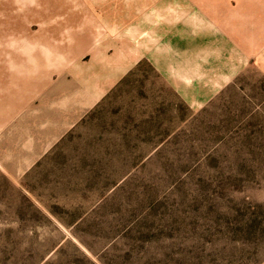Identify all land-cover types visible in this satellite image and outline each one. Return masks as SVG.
Here are the masks:
<instances>
[{
    "label": "rangeland",
    "instance_id": "obj_1",
    "mask_svg": "<svg viewBox=\"0 0 264 264\" xmlns=\"http://www.w3.org/2000/svg\"><path fill=\"white\" fill-rule=\"evenodd\" d=\"M198 1L0 0V264H264V30L195 101Z\"/></svg>",
    "mask_w": 264,
    "mask_h": 264
},
{
    "label": "crops",
    "instance_id": "obj_2",
    "mask_svg": "<svg viewBox=\"0 0 264 264\" xmlns=\"http://www.w3.org/2000/svg\"><path fill=\"white\" fill-rule=\"evenodd\" d=\"M250 4L256 6L255 3ZM262 5H264V1ZM258 10L251 9L247 0H213L209 4L195 2V13L193 14L195 29L199 41L205 44L204 46L197 45L199 49L197 50L198 58L195 61V71H198L197 75L203 80L201 85H198L199 89L195 90V101H207L215 93L217 86L220 87L230 81L231 72H228L224 67L216 66L214 68L215 65H219L215 60L223 58L226 52L225 45L233 47L239 51V54L247 57L249 33L258 31L260 28L264 30V10H259V13ZM206 38H213V40L206 45ZM217 38L218 44L215 41ZM211 55L214 58L210 57ZM200 87L202 88L200 89ZM98 99L94 98L88 102V107Z\"/></svg>",
    "mask_w": 264,
    "mask_h": 264
}]
</instances>
